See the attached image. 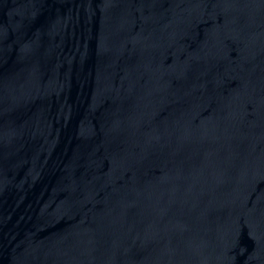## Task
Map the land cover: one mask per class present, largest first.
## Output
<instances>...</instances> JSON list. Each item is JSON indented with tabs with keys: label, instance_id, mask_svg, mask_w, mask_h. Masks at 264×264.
<instances>
[{
	"label": "water",
	"instance_id": "obj_1",
	"mask_svg": "<svg viewBox=\"0 0 264 264\" xmlns=\"http://www.w3.org/2000/svg\"><path fill=\"white\" fill-rule=\"evenodd\" d=\"M0 264H264V0H0Z\"/></svg>",
	"mask_w": 264,
	"mask_h": 264
}]
</instances>
